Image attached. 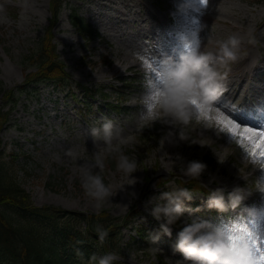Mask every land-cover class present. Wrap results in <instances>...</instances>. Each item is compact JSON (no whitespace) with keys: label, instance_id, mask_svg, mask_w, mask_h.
Returning <instances> with one entry per match:
<instances>
[{"label":"rangeland","instance_id":"rangeland-1","mask_svg":"<svg viewBox=\"0 0 264 264\" xmlns=\"http://www.w3.org/2000/svg\"><path fill=\"white\" fill-rule=\"evenodd\" d=\"M50 2L0 0V107L4 112L12 105L3 100L6 89L16 88L28 72L37 68L38 44L52 20ZM73 2L80 5V14L99 31V35L90 42L79 35L71 22L69 5ZM206 13L211 18L202 23V16ZM164 28L172 32V37L165 34ZM52 30L59 56L73 79L90 86L107 87L106 92L112 97L124 89L129 111L104 113L98 107L102 96L95 94L91 101L93 110L82 114V102L73 100L68 89L43 84L18 98L11 107L1 136L6 158L11 159L15 155H10L11 152L18 155L15 163L20 181L37 204L51 203L90 213L107 209L112 215L123 216L142 196L144 166L147 165L152 177L150 193L139 202L141 213L123 228L119 248L109 253H115L122 264H177L178 260H183L181 253L174 252L180 230L173 224L170 237L160 233V224L164 221H157L150 215L148 201L163 191L179 189L177 180H190L181 173L180 167L196 160L207 165L198 178L200 185L211 191L225 189L226 201L228 193L237 186L252 193L234 210L214 216L206 208L202 212L194 211L193 216L225 232L243 228L246 224L264 232V193L256 191L258 183L264 185V169L245 154L237 143L238 138L230 137L217 127L216 112L208 113L213 117L210 121L203 119V123L187 129L192 139L205 146L178 139L173 144L166 142L164 146L160 145L161 138L170 129L157 122L142 132H156L161 137L148 140L142 149L139 141L142 132L136 128L149 83L154 84L155 81L149 64L159 67L165 57L178 60L179 55L187 51L185 45L194 40L199 41V45L205 43L204 50L215 51L219 41L233 35L239 38L244 49L240 46L235 62L226 68L218 67L227 75L236 73V84L229 87L225 81L227 91L219 102L226 108L238 110L241 115L249 116L253 112L248 113L247 109H256L258 114L255 118L264 120V0H208L207 6L202 0H70L61 7L59 21ZM149 30H156V36L164 42L163 56L149 49ZM32 54L33 59L26 58ZM84 56L86 59L82 61ZM106 59L110 60L109 64L105 63ZM246 63L254 66L251 73L246 78L238 77L239 73L243 74ZM119 77L126 79L125 87ZM74 89L81 99L84 98L80 88ZM226 108L222 110H226L236 122L264 128L254 120L251 123L238 121L239 116H233ZM102 118L111 119L128 137L123 149L134 150L137 170L131 176H125L116 170V154L108 157L100 174L105 184L111 186L113 195L97 207L94 200L84 195L79 165L94 151L89 129L99 127ZM69 148L79 152L78 159L65 155ZM206 156L212 158V163H208ZM169 159L175 162L174 165ZM218 159L224 162L220 163ZM109 161L115 165L108 166ZM169 176L173 178L166 187L159 185L160 180ZM191 192L204 199L208 195L202 191ZM188 208L197 209L193 205ZM181 219L184 223L188 214L185 213ZM140 225L148 228L149 237L160 233L159 241L156 244H152L150 239L147 243L139 241L136 228ZM112 264L116 263L113 261Z\"/></svg>","mask_w":264,"mask_h":264},{"label":"clouds","instance_id":"clouds-1","mask_svg":"<svg viewBox=\"0 0 264 264\" xmlns=\"http://www.w3.org/2000/svg\"><path fill=\"white\" fill-rule=\"evenodd\" d=\"M240 43L239 38L233 35L219 41L215 51H201L198 44L192 51L181 53L178 60L171 57L161 59L158 84L149 83V91L143 101L144 109L137 117V130L142 132L159 122L170 129L161 138L160 145L164 146L166 142L173 144L178 139L205 146L192 139L187 129L194 124L203 123L204 111L218 112L215 105L227 91V72L219 71L218 67L226 68L238 59ZM102 120L99 127L89 129L94 151L89 159L79 165L84 195L94 200L97 207H101L113 195L111 186L105 184L100 174L105 169L108 157L116 154V170L125 176H131L137 170V160L123 151L128 137L111 119ZM65 155L76 160L79 152L69 148L65 150ZM169 161L174 165V161ZM206 167L203 162L193 160L186 166L181 165L180 171L184 176L198 179ZM256 191L264 193V185L258 183ZM251 193L237 186L228 193L226 201L225 189L216 188L208 193L206 207L221 213L234 210ZM192 198L193 193L185 187L163 191L148 201V205H151L150 215L157 221H164L160 224V233L169 237L172 235L171 226L185 213L188 214L184 226L177 233V242L174 245V252L181 253L183 257L177 264H252L248 259L249 246L246 242L240 241L234 247L229 241V232L193 216V212L200 211V208L193 210L185 207L183 203L185 200L191 201ZM96 232L103 243L108 235L107 231L97 226ZM160 233L149 237L152 244L159 241ZM117 258L115 253H107L100 257L93 254L90 259L96 264H112Z\"/></svg>","mask_w":264,"mask_h":264},{"label":"trees","instance_id":"trees-1","mask_svg":"<svg viewBox=\"0 0 264 264\" xmlns=\"http://www.w3.org/2000/svg\"><path fill=\"white\" fill-rule=\"evenodd\" d=\"M62 2L51 1L54 16L38 49L37 71L27 74L25 83L16 89L19 94L41 81H55L62 87L71 84L70 75L53 42L52 26ZM72 10L71 19L78 31L86 39L93 38L96 29L78 14L77 7L72 6ZM14 94V90L8 89L5 97L15 101L17 97L14 99ZM6 117V113L0 109V128ZM15 158L16 154L11 159L6 158L0 137V264L95 263L90 259L93 254L100 257L117 246V235L122 223L107 212L94 214L54 204H35L31 194L19 181ZM100 223H103L101 227L108 233L103 243L96 232ZM143 231V228L138 230L141 237H145Z\"/></svg>","mask_w":264,"mask_h":264},{"label":"snow or ice","instance_id":"snow-or-ice-1","mask_svg":"<svg viewBox=\"0 0 264 264\" xmlns=\"http://www.w3.org/2000/svg\"><path fill=\"white\" fill-rule=\"evenodd\" d=\"M202 3L207 6L208 0H202ZM199 41H193L187 43L185 47L188 51H192ZM155 81L154 84H158V71L159 67H153L149 64ZM150 83H153L150 81ZM218 103V102H217ZM215 107L218 109L217 115L214 117L217 123V127L228 134L230 137L238 138L237 143L244 150L245 154L250 156L254 162L261 164V169H264V128L253 127L249 125H242L236 122L227 113L226 110H222L223 106ZM208 113L210 111L203 112V119L210 121L213 119ZM229 241L235 247L240 241H244L249 246L248 259L252 264H264V232L255 230V226L250 227L245 225L243 228H237L235 231L229 232Z\"/></svg>","mask_w":264,"mask_h":264},{"label":"bare ground","instance_id":"bare-ground-1","mask_svg":"<svg viewBox=\"0 0 264 264\" xmlns=\"http://www.w3.org/2000/svg\"><path fill=\"white\" fill-rule=\"evenodd\" d=\"M219 103V102H218ZM220 104V103H219Z\"/></svg>","mask_w":264,"mask_h":264}]
</instances>
